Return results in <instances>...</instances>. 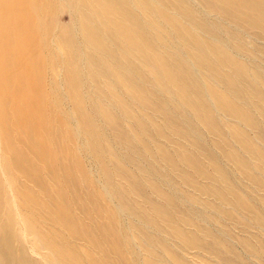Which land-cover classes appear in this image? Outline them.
Wrapping results in <instances>:
<instances>
[{
    "label": "bare ground",
    "instance_id": "bare-ground-1",
    "mask_svg": "<svg viewBox=\"0 0 264 264\" xmlns=\"http://www.w3.org/2000/svg\"><path fill=\"white\" fill-rule=\"evenodd\" d=\"M254 259L264 0H0V264Z\"/></svg>",
    "mask_w": 264,
    "mask_h": 264
},
{
    "label": "rangeland",
    "instance_id": "rangeland-1",
    "mask_svg": "<svg viewBox=\"0 0 264 264\" xmlns=\"http://www.w3.org/2000/svg\"><path fill=\"white\" fill-rule=\"evenodd\" d=\"M199 7H200L201 9L205 8V6L202 5V4H200ZM206 14H207V13H206ZM59 20L61 21V23H65V24H68V23L70 22V20H71V18H70V14L67 12V10H65V11L62 12V14H61ZM226 167H227V169H231V167L228 166V165H226ZM229 167H230V168H229ZM229 228H230V226L225 227V228H223V229L229 231V230H230ZM257 233H258V231H257ZM241 249H242V247L240 246V250H241ZM253 261H255L256 264H258V263H257L258 261H257L256 259H254ZM259 264H264V262H260Z\"/></svg>",
    "mask_w": 264,
    "mask_h": 264
}]
</instances>
